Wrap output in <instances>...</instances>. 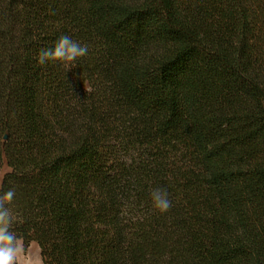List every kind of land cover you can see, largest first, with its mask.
<instances>
[{
    "label": "trees",
    "instance_id": "trees-1",
    "mask_svg": "<svg viewBox=\"0 0 264 264\" xmlns=\"http://www.w3.org/2000/svg\"><path fill=\"white\" fill-rule=\"evenodd\" d=\"M5 164L43 264H264V0H0Z\"/></svg>",
    "mask_w": 264,
    "mask_h": 264
},
{
    "label": "clouds",
    "instance_id": "clouds-1",
    "mask_svg": "<svg viewBox=\"0 0 264 264\" xmlns=\"http://www.w3.org/2000/svg\"><path fill=\"white\" fill-rule=\"evenodd\" d=\"M88 54V47L72 40L67 35L60 36L50 47L41 48L37 56L39 64L49 61H62L65 64L73 62ZM15 196L10 189L0 197V264H43L39 255L33 256L26 251L22 240L11 231L15 216L5 207ZM153 206L161 213L167 212L171 207L166 190L156 188L151 192Z\"/></svg>",
    "mask_w": 264,
    "mask_h": 264
},
{
    "label": "rangeland",
    "instance_id": "rangeland-1",
    "mask_svg": "<svg viewBox=\"0 0 264 264\" xmlns=\"http://www.w3.org/2000/svg\"><path fill=\"white\" fill-rule=\"evenodd\" d=\"M10 171V168L5 164L3 170L0 172V187L4 176ZM25 248V247H24ZM26 251H30L33 256L39 255L41 257V250L37 243H32L28 248H25ZM42 259V257H41Z\"/></svg>",
    "mask_w": 264,
    "mask_h": 264
}]
</instances>
